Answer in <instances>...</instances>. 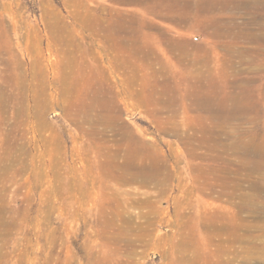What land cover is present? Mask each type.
Instances as JSON below:
<instances>
[{
	"label": "rangeland",
	"instance_id": "1",
	"mask_svg": "<svg viewBox=\"0 0 264 264\" xmlns=\"http://www.w3.org/2000/svg\"><path fill=\"white\" fill-rule=\"evenodd\" d=\"M160 1L168 8L161 10L156 0H0V264H185L182 259L194 250L197 264H215L217 251L196 236V220L183 219L197 209L215 212L220 224L231 220L234 226L240 223L236 215L244 218L245 243L234 244L235 258L229 253L221 259L264 264V167H250L264 161L253 154L264 155V53L260 70L237 76L253 80L247 120L232 119L212 130L227 143L230 132L244 134L249 166L243 173L236 170L239 145L204 163L190 154L185 138L212 127L179 107L199 94L193 87L197 67L207 71L226 49L233 57L242 47L264 50V40L240 39L233 46L230 38L211 34L216 20H232L264 37V0H222L233 6L209 13L195 12L192 4L185 8L184 0ZM252 1L257 4L250 10L236 7ZM119 29L132 47L119 43ZM223 79L204 74L210 85L216 80L220 86ZM169 98L178 107L171 127L160 123L169 119L168 111L155 113L156 103ZM103 109L118 114L120 134L132 138L139 164L171 173L164 190L108 177L102 183L87 173L93 152L104 150L103 139L120 136L107 128L89 140L90 118ZM229 177L239 185L232 191L246 195L243 207L238 198H227L230 190L222 183L212 187L215 179L226 183ZM203 181L206 189L199 192ZM129 222L138 233L119 230ZM183 225L181 241L188 232L193 240L188 251L178 247ZM242 246L245 254L237 252Z\"/></svg>",
	"mask_w": 264,
	"mask_h": 264
},
{
	"label": "bare ground",
	"instance_id": "2",
	"mask_svg": "<svg viewBox=\"0 0 264 264\" xmlns=\"http://www.w3.org/2000/svg\"><path fill=\"white\" fill-rule=\"evenodd\" d=\"M122 1L138 2V1H142V0H122ZM156 1L159 2L158 6L160 7L161 10H164L168 5L167 3H164L160 0H156ZM219 1L221 2L222 0H194V1L193 0H184L183 2L186 4L185 8H188L192 4V6L195 9V12H208L209 13V12L215 11L216 8L226 10V9L230 8L231 6H233V4H231V3H224V6H223V4L220 3ZM149 4H151V3H149ZM256 4H257L256 2L252 1V2H239V4H237V5L235 4V5L238 9L250 10L251 8L256 6ZM262 4H263V8H264V3H262ZM147 6H148V4H147ZM153 7H154V5H153ZM151 8H152V4L148 6L149 11L152 10ZM154 12H157V11L155 10ZM0 24L5 25V23L2 19H0ZM213 26L214 27L212 29L213 31L211 34L218 39L230 38L232 40L233 46H237V43L240 39H242V40L248 39V40H250V42H253V43L255 41H257V42L261 41L262 42L264 40V37L256 38L254 35L246 33L244 31L246 27L243 30L240 28L241 27L240 24H238L232 20H230V21L216 20ZM239 29H241V30H239ZM117 34L119 35V38H120L119 43L128 44L130 47H132L133 44L129 43L130 39H127L128 38L127 36L123 37L121 40L122 32L120 29L118 30ZM263 53H264V50H262L260 47H257V48L242 47L241 49H239L237 51V55L233 57L232 56V54H233L232 50L226 49L224 56L227 55L228 58L224 57V56H222L220 58H218V57H213L212 59L210 58L211 62H213L215 66L213 65L212 67H209L207 69V71L204 70V66L203 67H197V72H198L199 76L196 77V82H195L193 87L198 91L199 94L193 99L187 98V99L182 100L180 102L179 107L181 108V110L183 108V110H184L183 113H185L188 116H189V114L195 113L196 116H198V118L200 119L199 121L202 124L207 123V124L211 125L210 127H212V129L211 128L206 129V128L202 127L201 130L194 131V133L192 132L193 134H191L185 138V142L189 148V152L191 155H194V157H197L201 161L203 160L204 162H206L208 159L209 160L220 159L221 153L228 152L229 150H234L236 145H239V147H240L239 153L241 154V158H240L239 165L237 166L236 170H237V172L240 171L241 173H243L244 171L247 170L249 165L243 159L244 154H245V150H244L245 138L243 136L244 134L239 133L237 136H235L233 134V132H230V137L233 138V140L231 142L227 143V142L219 141V139L216 140V138H214V132L212 130L217 124H221V125L222 124H225V125L230 124L232 119L245 121V120H247V115H249L253 111L252 110L253 109V102L251 100V95H250L251 91H252V87H253V80L247 79L248 77L247 78H244V77L237 78V76L245 74V73L248 74L249 72H256V71L260 70L261 64H259L258 62L261 58V54H263ZM185 56L189 57L191 55L189 52H187L185 54ZM202 58H204V57H202ZM188 61L192 62L191 59H189ZM194 61H196V59ZM199 62L200 61H198V63ZM216 64L218 65V67H216L217 66ZM205 72H208V73L213 72V73L222 74L224 76V79H223L222 83L220 84V86L215 84V82H217L216 80H211L212 86L209 83L205 82V80H204ZM212 82H214V83H212ZM213 86L215 87L216 90L213 88ZM217 86H218V88H216ZM263 93L264 92H262V94ZM174 103H176V101L172 98H169L167 100L164 99V101L159 100V102L156 103L159 105V110L157 112H155L156 114L160 113L161 111H162V113L164 111L165 112L168 111L169 116H170L169 119H166L164 121H160L161 124L168 125L170 127L172 126V120H173L172 118L176 115V112L178 111V107L174 106ZM182 104H184V106H181ZM90 108L92 109L93 107H90ZM95 109H94V111L96 112ZM76 111H78V110H76ZM77 113H79V112H77ZM94 114H95V116H94ZM94 114H93L94 117H92V116H91L92 118L89 117L91 120V123L89 125L90 127H88L89 131H87L88 135H91V137L89 139L91 142L93 140H95V136L100 135L99 137L101 138L103 135V131H105L107 128H109L111 131H116V135H118V136L120 135V136L117 137V139H115L116 138L115 137L114 140L103 139L104 150L98 151V152H93L94 153V155L92 154L93 159H91L89 161V166L86 169L87 173H90L91 174L90 176H92L94 178L98 177L99 178L98 181L102 182V183H104L103 182L104 178L108 177L109 179H112L115 182L122 183L125 185L128 183L133 184L136 182H139V183L144 184V185H146L148 183L149 184L152 183L155 188H158L160 190H164L165 186H167L168 180L171 178V173H169V172L164 173V172H162V169L159 166L158 167L156 165L153 166V164L145 165L143 162L140 164L137 162L138 158L136 157L135 148H134L135 144L131 140L132 138L129 135H121L120 134L121 131H120V125L118 122L119 121L118 114L115 115L114 113H111V112H105L104 109L102 111L98 110V112L94 113ZM79 115H81V113ZM90 115H92V113ZM85 116H86V114H85ZM178 120H179V118H178ZM99 125L102 126V128H99ZM198 134H200V135H198ZM121 142H126V145L122 146ZM192 143H196V145H193ZM93 144H95V142ZM96 146H97V144H96ZM87 148L89 150V147H87ZM94 148L96 149L97 147H94ZM95 149H94V151H95ZM199 149H202L204 151L199 152L198 151ZM255 150H256V148H255ZM257 151H259V150H257ZM257 151H254L253 154L255 153L258 155L257 157L263 158V156H264L263 153L261 154L260 152H257ZM90 152H91V149H90ZM257 159H260V158H257ZM262 166L264 167V161H262V160L253 161V162H251V165H250L251 171H253V172L254 171H261L260 168ZM163 167H164V165H163ZM193 167H195V166H193ZM201 167H203V166H201ZM229 169L226 170V172L229 173ZM166 171H168V170H166ZM231 173L235 175V173H233V171L230 172V175H231ZM197 180H198V178L196 179V181ZM223 180L222 179L221 180L215 179V182L213 183L212 187L216 186L217 182L222 183L221 184L222 188L227 187V189L230 190V192L228 194L226 193L227 198H229V200L230 199L234 200L235 198H238L240 200V206L243 207L244 204L246 203L247 198H246L245 194H238L237 195L236 193H234L232 191V190H234V188L239 186L237 184L236 185L233 184L234 182H232V181H234V178H231V177L227 178L226 183ZM236 180H238V179H236ZM239 180H241V178ZM93 182H95V181L93 180ZM203 182L204 183H200L199 187H197V191H199V192L205 191L206 182L205 181H203ZM104 186L110 190L111 186H109L108 184H104ZM114 192H116L117 195L119 196L118 193H120V191L117 192L115 190V191H112L111 193H114ZM186 193H188V191ZM139 201H141V200H139ZM134 202H135V200H134ZM144 204H145V201H144ZM233 206H235V205H233ZM199 211L200 210L197 209L190 216H184L183 219L187 220V222L190 220H196L194 222V223L198 224V226L196 227L197 233L195 232L196 236L199 237V240L201 239V240L206 241L208 246H213L214 252L217 251L216 252L217 253V262L215 264H228L230 259L229 260L228 259L223 260L220 258V256H222V254H226L228 256L229 253L233 254V258H235V256H237L236 254H234L235 250L234 249L232 250V248H234V244H236V243L237 244H243V243H245L246 238H247L246 237L247 236L246 235V228L244 225L245 224L244 218L241 215H236L235 219L239 220L240 223L238 222L237 224L232 226L229 223L231 220L229 222L227 221L228 223H226V224L218 223L217 222L218 219L216 220V218H215V214H216L215 212H213V213L212 212L201 213ZM241 211H243V208L236 210V212H240V213H241ZM149 214H150V212H149ZM212 214H213V216H212ZM143 215H144V213H143ZM223 217H220V218H222V220H224ZM229 219H231V217H229V218L227 217V220H229ZM129 224L132 226H130ZM129 224L128 225L126 224L127 225L126 228H119V230L125 231V232L127 230L137 232L136 230L138 229V227L133 226V224L131 222H129ZM184 226L185 225H183V226H181V228H179L180 241L178 243V247H181L183 250L188 251L189 249H192L191 247L193 245V240L190 236V232H188L186 238L188 239L190 237L191 239L190 240L185 239V240L181 241ZM139 231L141 232V229ZM194 244H195V241H194ZM197 244H199V243L197 242ZM195 246H193V247H195ZM239 249L240 250H237V252L243 253L245 251V248L243 246ZM243 254H245V253H243ZM195 255H196V251L194 250V251H192L191 255L185 257L184 260L182 259V261L185 262V264H197L198 262H197V258ZM233 258H231V259H233Z\"/></svg>",
	"mask_w": 264,
	"mask_h": 264
},
{
	"label": "built area",
	"instance_id": "3",
	"mask_svg": "<svg viewBox=\"0 0 264 264\" xmlns=\"http://www.w3.org/2000/svg\"><path fill=\"white\" fill-rule=\"evenodd\" d=\"M194 40L196 41V40H197V38H194Z\"/></svg>",
	"mask_w": 264,
	"mask_h": 264
}]
</instances>
